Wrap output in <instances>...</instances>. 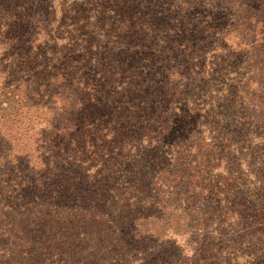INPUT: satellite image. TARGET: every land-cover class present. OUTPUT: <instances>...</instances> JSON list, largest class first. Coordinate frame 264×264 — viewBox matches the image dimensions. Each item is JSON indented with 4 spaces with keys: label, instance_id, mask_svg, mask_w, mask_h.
Instances as JSON below:
<instances>
[{
    "label": "trees",
    "instance_id": "obj_1",
    "mask_svg": "<svg viewBox=\"0 0 264 264\" xmlns=\"http://www.w3.org/2000/svg\"><path fill=\"white\" fill-rule=\"evenodd\" d=\"M0 264H264V0H0Z\"/></svg>",
    "mask_w": 264,
    "mask_h": 264
},
{
    "label": "rangeland",
    "instance_id": "obj_2",
    "mask_svg": "<svg viewBox=\"0 0 264 264\" xmlns=\"http://www.w3.org/2000/svg\"><path fill=\"white\" fill-rule=\"evenodd\" d=\"M175 113H176V112H175ZM257 115H258V114H257ZM173 118H175V114L173 115ZM173 118H172V119H173Z\"/></svg>",
    "mask_w": 264,
    "mask_h": 264
}]
</instances>
